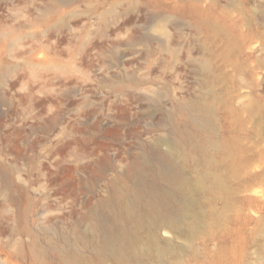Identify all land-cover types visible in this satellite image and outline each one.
I'll list each match as a JSON object with an SVG mask.
<instances>
[{"label": "rangeland", "instance_id": "obj_1", "mask_svg": "<svg viewBox=\"0 0 264 264\" xmlns=\"http://www.w3.org/2000/svg\"><path fill=\"white\" fill-rule=\"evenodd\" d=\"M119 228L131 264H264V0H0V264H126Z\"/></svg>", "mask_w": 264, "mask_h": 264}, {"label": "bare ground", "instance_id": "obj_2", "mask_svg": "<svg viewBox=\"0 0 264 264\" xmlns=\"http://www.w3.org/2000/svg\"><path fill=\"white\" fill-rule=\"evenodd\" d=\"M199 11H200V16H197L196 12L193 11V12H191V14H188V13L185 14L184 17L191 18L192 20L200 23L202 25V28H203L202 34H204L205 37L211 38V35L208 32V28H213L214 33L216 35L222 34V35H225V36H228V37H231L234 39V36H232V32L227 30V28H226V27H228L227 23H224L222 21V20L226 21V19H225L226 16L221 15L220 14L221 12L217 11L216 8H214L213 6L209 7L207 10L199 9ZM225 15H227V14L225 13ZM208 16H209V19L207 18ZM219 18L221 19V23L219 21ZM233 44H235V43H233ZM197 49L200 51L204 50L203 47H197ZM240 52L241 51L233 45H231L230 48L228 49L229 54H235V53H240ZM162 171L164 172V175L168 174V172L166 170L162 169ZM154 190H156L155 186H152V185L146 183L144 179H140L138 181L136 188L133 191L134 202L131 203V206H132V208H130L131 212L133 213V209L136 207V204L140 200L143 199V200H145L149 210L157 213L160 210L161 203L157 199L156 193ZM141 225H142V223L139 222L137 229H139L141 227ZM143 226H145V224ZM147 227H150V222L148 223ZM168 229H171V228L169 227ZM128 234H129L128 230L121 229V228L117 229L115 232L113 229H110V232L107 233L108 237H107V240L105 242L106 248L104 250L106 253L110 252V259H112L114 261H118V262L120 260H122L126 264H131L129 259H127L125 257V253H124V248H125L124 242H125V239L128 236ZM136 234H137V232H136ZM151 242L153 243V245L155 247H157L159 244V240L155 236H153L151 238ZM132 244L135 245L136 241L135 240L132 241ZM157 250L159 253L158 254L159 259L166 256V254H167L166 250H164L162 248L157 249Z\"/></svg>", "mask_w": 264, "mask_h": 264}]
</instances>
